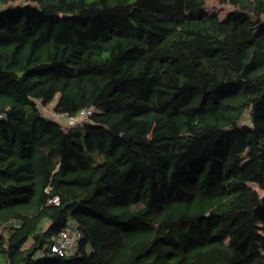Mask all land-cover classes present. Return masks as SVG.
I'll return each mask as SVG.
<instances>
[{
	"label": "trees",
	"instance_id": "trees-1",
	"mask_svg": "<svg viewBox=\"0 0 264 264\" xmlns=\"http://www.w3.org/2000/svg\"><path fill=\"white\" fill-rule=\"evenodd\" d=\"M206 2L0 0V264H264V0Z\"/></svg>",
	"mask_w": 264,
	"mask_h": 264
},
{
	"label": "built area",
	"instance_id": "built-area-1",
	"mask_svg": "<svg viewBox=\"0 0 264 264\" xmlns=\"http://www.w3.org/2000/svg\"><path fill=\"white\" fill-rule=\"evenodd\" d=\"M42 114L45 117L51 118L52 120L62 124L66 127H80L83 125L85 120L90 119L92 112L91 107L83 109L77 116L71 117L67 114L56 112L46 107L41 106ZM56 204L59 203V197L56 196L53 199ZM82 238V232L73 222H68L62 231L55 237L53 242L47 245L53 253L62 257H74L79 253L80 239Z\"/></svg>",
	"mask_w": 264,
	"mask_h": 264
},
{
	"label": "rangeland",
	"instance_id": "rangeland-1",
	"mask_svg": "<svg viewBox=\"0 0 264 264\" xmlns=\"http://www.w3.org/2000/svg\"><path fill=\"white\" fill-rule=\"evenodd\" d=\"M0 9H2V7H0ZM205 9L209 12H213V13H218L220 18H226L227 15L234 11L236 9V6L234 4L231 3H220L219 0H207L206 5H205ZM262 25L264 24V20L261 23ZM261 27H259L258 29H260ZM72 71H74V69H72ZM58 96L55 97L50 103H48L46 105V107L50 110H54V106L57 102ZM246 121V120H245Z\"/></svg>",
	"mask_w": 264,
	"mask_h": 264
},
{
	"label": "water",
	"instance_id": "water-1",
	"mask_svg": "<svg viewBox=\"0 0 264 264\" xmlns=\"http://www.w3.org/2000/svg\"><path fill=\"white\" fill-rule=\"evenodd\" d=\"M65 17H67V16H65ZM123 137H124V138H126V135H125V134H123Z\"/></svg>",
	"mask_w": 264,
	"mask_h": 264
}]
</instances>
